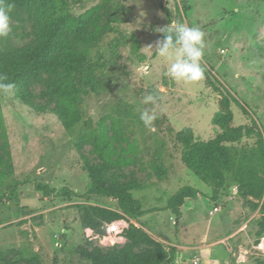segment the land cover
<instances>
[{"label": "rangeland", "instance_id": "rangeland-1", "mask_svg": "<svg viewBox=\"0 0 264 264\" xmlns=\"http://www.w3.org/2000/svg\"><path fill=\"white\" fill-rule=\"evenodd\" d=\"M80 16L103 4L93 21L109 25L99 34L91 56L104 55L106 69L99 92L85 99V121L68 132L55 116L57 101L47 97L51 75L45 73L29 88L22 102L1 94L8 142L0 131V264H95L116 257L127 243L132 224L147 231L156 244H140L136 256L153 264H264V196L256 200L228 173L215 197L214 184L204 183L182 160L175 134L191 129L195 140L208 142L222 129L213 123L229 100L233 127L257 121L264 133V0H71ZM170 20L204 33L202 65L212 68L214 90L204 79L194 84L165 75L168 61L155 54L158 29ZM12 33L0 39V51L15 50L35 40L34 21L24 10L10 13ZM91 26V30H93ZM114 45V46H112ZM151 47L152 49H149ZM155 105L143 103L145 95ZM240 105L245 106L249 115ZM154 110L151 128L140 120ZM106 131L114 153L99 157L93 144ZM87 135L88 138L85 139ZM257 137L232 145L236 150L256 146ZM107 157V158H106ZM109 157L125 164L103 166ZM100 169L94 173L91 167ZM29 179L78 196L44 198ZM114 190L127 189L146 213L132 219L115 198L82 197L93 180ZM202 195L181 208V216L165 210L181 188ZM218 211H215V209ZM125 220V242L117 244L107 224ZM100 237L91 240L86 229ZM264 247V244H262Z\"/></svg>", "mask_w": 264, "mask_h": 264}, {"label": "trees", "instance_id": "trees-1", "mask_svg": "<svg viewBox=\"0 0 264 264\" xmlns=\"http://www.w3.org/2000/svg\"><path fill=\"white\" fill-rule=\"evenodd\" d=\"M14 3L13 10H24L34 21L35 40L32 44L15 50L0 51V74L8 77L14 85L12 91L16 100L23 103L30 96L29 88L39 80L43 74L51 75L48 83L47 97L56 99V118L68 132H74L85 121V99L99 92L102 84V75L106 69L104 55L98 53L91 56V49L99 41V34L111 32L109 25L101 26L93 21L96 12L103 9L100 4L83 15L76 16L72 13L71 0H8ZM169 15V14H168ZM170 20L168 25L171 26ZM93 26V30H91ZM163 39V35H161ZM114 46V45H112ZM205 69L204 76L208 84L216 91L212 76V68ZM1 95V94H0ZM225 111L217 114L214 125L220 127L222 132L213 140L203 142L195 140L191 129L187 128L175 134V142L183 149L182 160L186 167L206 184H214L215 197L225 185L228 173L235 176V181L242 188L247 189L246 195L256 200L264 196V133L261 132L256 120L253 125L233 127L234 114L228 99L222 103ZM246 114L248 109L240 105ZM0 131L6 144L8 133L4 121L3 108L0 102ZM85 139L88 138L84 135ZM257 137L256 146L251 149L235 150L232 145L241 142L246 137ZM93 144L98 146L99 157L105 159V153H114L112 143L108 141L106 131H101L99 139ZM107 158V157H106ZM125 164L126 159L118 161L109 157L108 163ZM100 169L91 167L96 173ZM101 171V170H100ZM32 184L35 190L44 198L52 196L72 197L78 196L74 190L64 187L60 191L44 183H32L29 179L18 183V186ZM99 195L115 198L119 208L125 215L132 219L139 218L146 213L142 202L134 199L130 190H114L106 187L102 182L93 180L89 190L82 195ZM202 193L191 187L185 186L174 194L169 200L165 210L171 211L180 217L181 208H186L189 201L198 199ZM128 243L116 252V257L97 260L95 264H153L136 256L134 248L140 244H156L155 239L143 228L132 224L126 233Z\"/></svg>", "mask_w": 264, "mask_h": 264}, {"label": "clouds", "instance_id": "clouds-1", "mask_svg": "<svg viewBox=\"0 0 264 264\" xmlns=\"http://www.w3.org/2000/svg\"><path fill=\"white\" fill-rule=\"evenodd\" d=\"M15 5L8 0H0V39L8 38L12 33L10 13ZM163 39L155 43V54L169 63L165 75L177 82L194 84L204 79L205 69L202 59L205 55V33L199 27H189L177 22L174 27L167 26L158 29ZM152 49L151 47H148ZM8 77L0 74V94H9L14 85ZM157 97L153 94L145 95L143 103L155 105ZM157 119L154 110L144 109L140 113V120L145 127L151 128Z\"/></svg>", "mask_w": 264, "mask_h": 264}, {"label": "built area", "instance_id": "built-area-1", "mask_svg": "<svg viewBox=\"0 0 264 264\" xmlns=\"http://www.w3.org/2000/svg\"><path fill=\"white\" fill-rule=\"evenodd\" d=\"M215 211H218V209L216 208ZM106 227H107V234L109 236L108 239H112V233H114L117 237V241H115L117 244H121V243L125 242V238H124L123 234L129 228L128 222H126L125 220H119V221H115V222H112L110 224H107ZM86 234H87V237L91 240H96L100 237L91 228L86 229ZM262 244H264V241ZM262 244H261V247H259V250L261 252L262 251L264 252V248L262 247ZM197 263L198 262L196 261V264Z\"/></svg>", "mask_w": 264, "mask_h": 264}, {"label": "water", "instance_id": "water-1", "mask_svg": "<svg viewBox=\"0 0 264 264\" xmlns=\"http://www.w3.org/2000/svg\"><path fill=\"white\" fill-rule=\"evenodd\" d=\"M220 106H221V109H222L223 111H225V108L223 107L222 102H220Z\"/></svg>", "mask_w": 264, "mask_h": 264}, {"label": "bare ground", "instance_id": "bare-ground-1", "mask_svg": "<svg viewBox=\"0 0 264 264\" xmlns=\"http://www.w3.org/2000/svg\"><path fill=\"white\" fill-rule=\"evenodd\" d=\"M264 248V247H263Z\"/></svg>", "mask_w": 264, "mask_h": 264}]
</instances>
